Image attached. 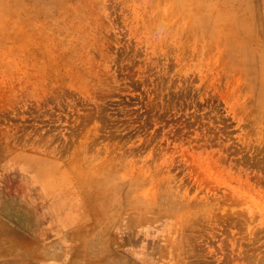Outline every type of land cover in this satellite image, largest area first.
<instances>
[{
    "label": "rangeland",
    "instance_id": "1",
    "mask_svg": "<svg viewBox=\"0 0 264 264\" xmlns=\"http://www.w3.org/2000/svg\"><path fill=\"white\" fill-rule=\"evenodd\" d=\"M263 103L264 0H0V264H264Z\"/></svg>",
    "mask_w": 264,
    "mask_h": 264
},
{
    "label": "bare ground",
    "instance_id": "2",
    "mask_svg": "<svg viewBox=\"0 0 264 264\" xmlns=\"http://www.w3.org/2000/svg\"><path fill=\"white\" fill-rule=\"evenodd\" d=\"M263 107H264V103H263ZM49 173H50V170H44V172L42 173V176H45V183H46V187L48 188V189H53V188H56L58 185H57V183L55 184V185H53L52 184V180L50 179V175H49ZM90 178L91 177H89V176H87L86 178H85V181L83 182L84 184H86V186H87V188L86 187H82V188H84L85 190H87L86 192H87V194H88V196H90V194H91V192L88 190L89 189V185H90V183H89V180H90ZM54 186V187H53ZM84 186V185H83ZM89 199H90V197H89ZM88 198H85V203H86V208H87V210L90 212L91 211V207H92V203L90 202V200H89ZM188 217V215H185L184 216V220H185V218H187ZM176 256H178V254H176Z\"/></svg>",
    "mask_w": 264,
    "mask_h": 264
}]
</instances>
